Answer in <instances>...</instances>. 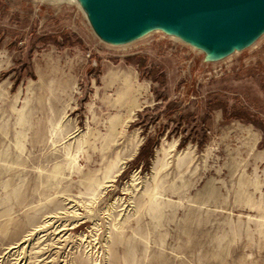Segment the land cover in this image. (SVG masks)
<instances>
[{
    "label": "rangeland",
    "instance_id": "obj_1",
    "mask_svg": "<svg viewBox=\"0 0 264 264\" xmlns=\"http://www.w3.org/2000/svg\"><path fill=\"white\" fill-rule=\"evenodd\" d=\"M198 68L0 0V264H264V46Z\"/></svg>",
    "mask_w": 264,
    "mask_h": 264
},
{
    "label": "water",
    "instance_id": "obj_2",
    "mask_svg": "<svg viewBox=\"0 0 264 264\" xmlns=\"http://www.w3.org/2000/svg\"><path fill=\"white\" fill-rule=\"evenodd\" d=\"M75 8L95 38L126 48L153 37L198 58L199 72L222 68L264 46V0H19Z\"/></svg>",
    "mask_w": 264,
    "mask_h": 264
},
{
    "label": "trees",
    "instance_id": "obj_3",
    "mask_svg": "<svg viewBox=\"0 0 264 264\" xmlns=\"http://www.w3.org/2000/svg\"><path fill=\"white\" fill-rule=\"evenodd\" d=\"M177 107V108H175ZM167 110L170 109V112L173 111H178L179 107L176 104V102H171L167 105ZM158 138H152L149 135L147 136L145 142L143 143V145L140 148V151L137 155V157L135 158L133 164H135V166L140 165L142 162H146L147 164L149 163V161L151 160V158L154 155V142L155 140ZM157 144V142H156Z\"/></svg>",
    "mask_w": 264,
    "mask_h": 264
}]
</instances>
